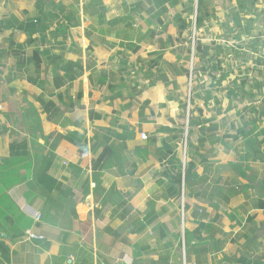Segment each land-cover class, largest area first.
Segmentation results:
<instances>
[{"label":"crops","instance_id":"obj_1","mask_svg":"<svg viewBox=\"0 0 264 264\" xmlns=\"http://www.w3.org/2000/svg\"><path fill=\"white\" fill-rule=\"evenodd\" d=\"M115 1L0 0V264H264V233L256 236L264 229V0H232L236 34L223 42L246 39L251 67L221 73L231 89L213 92L212 121L191 132L196 179L184 185V222L165 143L175 147L169 132L187 120H167L166 82L130 71L174 47L177 27L162 16L180 2L166 0L157 14L161 0ZM213 1H204L202 22ZM38 4L55 18L31 35L22 25L41 19ZM152 5L156 22L145 18L146 30L134 17ZM193 10L197 17L198 0ZM202 38L197 63L214 50ZM196 40L209 51L198 52ZM221 42L220 53L229 46ZM247 128L258 152L246 145ZM238 161L246 174L228 166Z\"/></svg>","mask_w":264,"mask_h":264},{"label":"rangeland","instance_id":"obj_2","mask_svg":"<svg viewBox=\"0 0 264 264\" xmlns=\"http://www.w3.org/2000/svg\"><path fill=\"white\" fill-rule=\"evenodd\" d=\"M178 1L180 2V4L177 7L168 8L171 14H165L162 16L164 23L166 22L165 18L169 20V22L166 24L167 26L169 23H172L177 27L178 36L175 37L174 41L172 42L174 47L164 50L159 55L154 53L156 56H159V57L155 56L154 58V61L156 59L157 65L153 63V66L149 68L147 66V63L144 62V59H140L139 61H137L138 64H135L136 67H134V69L131 68L130 70L136 72L137 70L140 69V67L146 68V70L148 69V72L152 74L153 77V79L150 80V82L155 81V79L156 80L159 79L163 75L164 76L170 75L172 77L169 85L163 83L165 87L162 88L163 89L162 93L166 95L165 99L167 101H170L166 103L167 108L165 109L164 113L167 116V120L172 123L178 122L179 120H183V118L184 121L186 122L187 118L183 117V113H184L183 110L185 109L182 108L183 106L182 103L184 101L188 102L189 96L192 95L191 94L192 90L193 91L196 90L197 93L202 96V98H205L208 92L219 91L220 89H222V87L224 88L227 86H229V88L231 87L230 83L221 84L220 87H216V85L211 84L212 80L218 79L224 70L229 69L228 67L234 69L233 72L238 73V75L241 74L245 75L246 73L249 72L248 68L251 67L250 64L247 65L244 62L246 58L250 56L248 54V50H247L248 48L245 47L247 43L246 39L243 40L234 39L237 42L233 43L232 45H229L227 41L223 42L224 38L228 37L233 39L232 35L236 34L235 31L232 33L230 30L232 27H234V24L231 20L233 14L232 11H234L232 0H214L212 2V4L210 5L209 13L207 14L206 17L203 18V22L201 23L202 25L201 28L203 30H199V28L198 29L196 28V22H195L196 13L195 10H193V0H178ZM119 2H120L119 0H116L115 5H117V3ZM143 3H148L151 5L150 0H145L143 1ZM154 4L157 10L160 4L157 5L155 1ZM118 9L120 11H124V9L120 7ZM37 10H39V7H37ZM148 10L151 11L145 12L141 16L135 15L134 17V20L137 21L135 23L145 24L143 28H145L146 30H147V24L145 23V18H149L152 21V24L156 22L155 19L156 10L154 6L152 5L151 8H146L145 11ZM158 13L159 11H157V14ZM39 27L40 26L38 25L37 29ZM229 31H230L229 35L223 36L227 34V32ZM196 34L197 36L200 35L201 37H203L202 39H205L206 41L205 43L212 45V49H214L212 52H209L207 54L208 55L207 57L206 55H203L198 63L194 62V57L192 56L194 51L193 36L194 35L196 36ZM220 39L225 45H229L223 48V51H221V53H220V49L217 48ZM166 42H168L169 44L168 40ZM243 47L244 49H241ZM216 51L217 53H220L218 56H215ZM183 65H187L188 69L190 70L192 68L198 69V74L196 73V76H194L195 81H193L192 87L190 86V76H188L189 73L186 75V77L181 78L182 80L175 79L172 76L173 73L178 74V72L183 71L184 68L186 69V67H184ZM262 72L264 73V68H262ZM240 77L241 76H239V78ZM167 86H170L168 91L165 90ZM219 95H222V93H219ZM225 95L226 94H223V97L219 99L220 100L225 99V101L227 102ZM194 98L195 99L193 103H190V105L187 103L186 114H188V106H189L190 117L192 115H195L193 117H195L196 121L203 120L205 117L209 116L210 114L214 116L212 109L217 105V102L215 100L205 101L203 99L204 101L203 100L201 101L197 97ZM234 104L236 105L235 101ZM191 110H193V113H191ZM235 115L236 114L234 113L233 116ZM243 116L240 117L238 116V117L242 119ZM205 127L208 126L206 125ZM196 129L193 131V134L195 136L199 135V132H202L201 129H200L201 131ZM251 129L247 128V131H250ZM233 130L236 131L237 129L235 127L221 128L220 131L217 130L215 132L224 134L226 132ZM205 131H207L210 134H215L214 131L212 130L209 131L207 130V128ZM253 134L251 136L252 138H253ZM169 135L171 137H174L173 145L176 147V149H178L177 151L182 157L183 162L184 161L187 162V155L190 150L188 147V143H186L185 140V133L183 134L180 131L176 130L174 133L170 131ZM256 137L263 138L262 135Z\"/></svg>","mask_w":264,"mask_h":264},{"label":"trees","instance_id":"obj_3","mask_svg":"<svg viewBox=\"0 0 264 264\" xmlns=\"http://www.w3.org/2000/svg\"><path fill=\"white\" fill-rule=\"evenodd\" d=\"M204 1L205 0H198V14H197V17H196V28L198 29L199 25L202 23V20H201V16H202V7H203V4H204ZM54 2V0H50V4H52ZM166 0H161L158 2V4H160L161 8L159 9V13L160 14H163L167 11V8L164 7V4H165ZM179 1L178 0H175L172 2L173 5H176ZM39 7V10L41 11L42 8H43V5H40L38 4L37 5ZM46 6L49 8V4H46ZM41 19H38V18H32L30 20H28L26 23H24L22 26H24V28L26 30L29 31V34H33V33H36L38 32L39 30L41 29H45V26L42 25L43 22H47V20L49 18L51 19H54L55 18V15H53L52 13H44V11H41ZM41 20V22H40ZM38 25H42L41 27H39L37 29V26ZM239 26V25H238ZM242 32V31H240ZM30 35V36H31ZM170 38V37H169ZM237 39L240 38V35H238L236 37ZM27 41H29L28 43H32L34 41V39H32V37L30 39H28ZM162 43V42H161ZM18 46H22V44L18 43ZM163 48V47H162ZM209 46H206V45H203L200 41H197L196 40V50L198 52H208L209 51ZM160 53L158 52V55ZM159 57V56H158ZM184 70V73L187 72L189 73V69H183ZM196 73L198 74V69H194V74L196 75ZM181 74V72H180ZM225 75L222 76V78H224ZM221 78V79H222ZM221 79H217V80H212V85H221ZM158 80H162L163 82H166L167 84H169V80L166 78V76H161ZM35 81V80H34ZM195 96H197L198 98H202V96L200 94H195ZM201 96V97H200ZM205 101L207 100H214L215 99V96L213 95V92H208L206 97L203 98ZM194 102V91L192 90V95H191V103ZM182 107L186 110L187 108V101H184L182 103ZM191 113H193V110H191ZM184 117L186 118V114L184 115ZM212 121V118H207L205 117L202 122L203 123H206V122H210ZM198 122L199 123H202L200 120H197L195 119V117H193V115L190 117V120H189V132H188V147L192 146V142H191V132L193 130V128L197 127L198 126ZM186 123H181V124H177V127H174L173 129L171 130H178L180 131L181 133H185L186 132ZM210 129H212V125H210L209 127ZM253 131H245V130H242V134H243V138L246 140V145L247 146H250L252 148H256V145L253 143V139L251 137V133ZM233 135L231 134H226L224 135V137H231ZM236 138V137H234ZM165 148L167 150V152L169 154H171L170 156V163L172 164L170 169L173 170V173L174 174H171V178H172V182L174 184H178V190L177 188H173L174 191H176V193L178 192L179 195H181V185L183 183V181L185 182V185L188 186L190 185L192 182H195L194 179H196V176L194 174V170L196 168V163L193 161V160H190L188 162V159H187V162L186 164L184 165V162H183V159L182 157L179 156V153H178V149H176L175 147H171L170 144L168 143H165ZM259 149H254V152H258ZM189 156V153L187 155V158ZM229 167L237 170L240 174H246L243 170L241 171L242 167H243V161H238V162H230ZM165 175L167 176V173L165 172ZM184 178V180H183ZM205 177H200L199 180H204ZM193 193V192H191Z\"/></svg>","mask_w":264,"mask_h":264},{"label":"built area","instance_id":"obj_4","mask_svg":"<svg viewBox=\"0 0 264 264\" xmlns=\"http://www.w3.org/2000/svg\"><path fill=\"white\" fill-rule=\"evenodd\" d=\"M193 45L195 47V35L193 36ZM195 50V49H194ZM194 53L195 51H193V56H194ZM264 58V56H263ZM263 67H264V64H263ZM189 76H190V86L192 87V84H193V81H195V78L194 76H196L194 74V68H192L191 70L189 69ZM191 91V90H190ZM192 94V93H191ZM189 105L191 103V96H189L188 98V102H187ZM5 109V105L3 102L0 101V114H2V112L4 111ZM189 120H190V117H189ZM189 120L188 122H186V133L188 134V131H189ZM140 137L143 139V140H147L148 139V135L145 133V132H141V135ZM186 140V139H185ZM187 143V141H186ZM185 157H186V154H185ZM184 164H186V161H184ZM184 185H185V182L183 181L182 183V193H181V217H182V221L184 222V215L186 213V208H185V188H184ZM36 218L39 220L41 218V214L40 213H36ZM26 235L30 238V239H42L43 236L40 235V234H37L31 230H27L26 231Z\"/></svg>","mask_w":264,"mask_h":264},{"label":"water","instance_id":"obj_5","mask_svg":"<svg viewBox=\"0 0 264 264\" xmlns=\"http://www.w3.org/2000/svg\"><path fill=\"white\" fill-rule=\"evenodd\" d=\"M189 117H190V107L188 106L187 122H188V120H189ZM186 135H187V133H186ZM185 139H186V141H187V136H186ZM263 233H264V229H263V228H260V229H258V231L256 232V236H257V237H260Z\"/></svg>","mask_w":264,"mask_h":264}]
</instances>
